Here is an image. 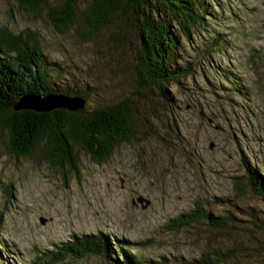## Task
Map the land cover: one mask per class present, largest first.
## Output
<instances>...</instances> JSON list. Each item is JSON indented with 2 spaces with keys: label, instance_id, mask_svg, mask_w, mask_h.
Masks as SVG:
<instances>
[{
  "label": "rangeland",
  "instance_id": "374dc122",
  "mask_svg": "<svg viewBox=\"0 0 264 264\" xmlns=\"http://www.w3.org/2000/svg\"><path fill=\"white\" fill-rule=\"evenodd\" d=\"M94 1L75 0L74 25L61 32L48 8L34 18L0 0V28L37 31L53 86L91 90L90 111L131 95L148 121L102 165L78 150L79 175L39 155L18 158L0 130V264H48L73 235L100 232L126 241L141 264H190L232 240L205 220L171 228L198 204L216 215L238 208V230L228 234L246 253L230 264H264V199L246 186L247 166L264 175V0H207V23L181 42L178 65L193 70L169 86V107L141 101L133 31H124V45L113 42L114 26L95 30L86 20ZM236 182L247 188L242 196ZM55 264L117 263L88 256Z\"/></svg>",
  "mask_w": 264,
  "mask_h": 264
},
{
  "label": "trees",
  "instance_id": "16d2710c",
  "mask_svg": "<svg viewBox=\"0 0 264 264\" xmlns=\"http://www.w3.org/2000/svg\"><path fill=\"white\" fill-rule=\"evenodd\" d=\"M15 1L19 9L34 18H39L48 8L52 25L58 31L66 32L74 25L77 15L75 0ZM53 2L58 4L48 7ZM209 16L207 0H95L86 13V20L95 30L114 26L113 42L123 41L124 45L129 42L124 31L129 28L133 31L132 43L137 50L135 80L141 101L146 103V107L159 101L169 107L174 103L169 86L179 83L193 70L178 65L181 42L196 34ZM45 64L37 31L25 29L14 33L7 27L0 28V130L8 135L11 149L18 158H36L39 155L40 161L50 167L69 168L79 175L78 150L94 163L102 165L111 158L117 146L137 139L140 124L144 125L148 120L139 112L136 97L130 95L90 111L86 105L91 90L56 88ZM59 95L82 99L85 107L77 110L51 108L55 105L49 103V98ZM246 169L247 188L264 199V175L252 166ZM246 186L236 182V195L242 196ZM233 208L238 209L233 206L222 215H216L207 213L198 204L189 214L172 221L171 228L179 230L205 220L209 227L225 232L229 240L232 239L226 249L203 252L190 264H230L239 251L245 255V249L241 250L243 245L236 240L238 237L228 234L229 230L234 233L238 230ZM88 256L113 260L117 264H141L126 241L103 232L73 235L70 242L63 244L47 263Z\"/></svg>",
  "mask_w": 264,
  "mask_h": 264
},
{
  "label": "water",
  "instance_id": "95a60500",
  "mask_svg": "<svg viewBox=\"0 0 264 264\" xmlns=\"http://www.w3.org/2000/svg\"><path fill=\"white\" fill-rule=\"evenodd\" d=\"M51 104L55 105L54 107L51 108H55V107H63V108H67L69 110H77V109H81L85 107V101L79 98H67V97H53V98H49ZM48 99V100H49ZM48 100H44V101H48ZM55 101V102H54ZM59 103H57V102ZM59 105V106H58ZM35 109H38L36 107H33ZM50 108L46 109L49 110ZM139 202L143 203L142 199H139Z\"/></svg>",
  "mask_w": 264,
  "mask_h": 264
}]
</instances>
